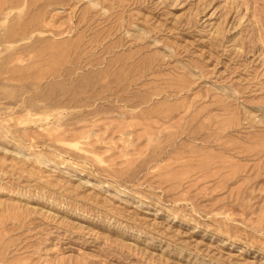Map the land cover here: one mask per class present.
Here are the masks:
<instances>
[{
	"label": "rangeland",
	"instance_id": "1",
	"mask_svg": "<svg viewBox=\"0 0 264 264\" xmlns=\"http://www.w3.org/2000/svg\"><path fill=\"white\" fill-rule=\"evenodd\" d=\"M0 264H264V0H0Z\"/></svg>",
	"mask_w": 264,
	"mask_h": 264
}]
</instances>
